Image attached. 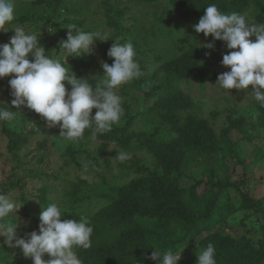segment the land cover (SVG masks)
<instances>
[{
	"label": "trees",
	"instance_id": "1",
	"mask_svg": "<svg viewBox=\"0 0 264 264\" xmlns=\"http://www.w3.org/2000/svg\"><path fill=\"white\" fill-rule=\"evenodd\" d=\"M128 1L130 4L126 0H99V8L84 10L78 0H16L19 6L15 18L6 25L7 32L0 31V44L10 41L16 27L36 34L45 30L48 35L42 36L40 43L46 54L61 59L66 67L69 65V74L72 71L94 86L98 80L95 76L104 75L98 59L113 63L107 56L113 40L130 41L144 74L122 85L118 93H130L126 87L131 85L141 94V98H132L143 102L132 111L129 101L122 99L123 114L110 131L97 132L93 138L94 130L86 129L76 141L59 137V126L48 128L47 122L26 104L12 108L14 119L0 121V144L5 142L0 163L10 167L0 177V192L11 197L21 192L19 199L30 203L26 196L27 178L44 182L46 177H53L69 182L71 189L65 194L62 220H79L83 216L94 229L92 246L76 249L82 264H157L151 258L153 248L161 253H178L192 243L196 252L213 244L216 264H264V194L256 197L244 189L249 184L248 165L264 161V106L256 104L257 109L240 110L238 102L226 96L225 101L232 105L222 110L217 106L206 108L204 101L194 99V82H190L202 80L204 85L200 87L204 88L207 80L216 77L202 60L201 48L196 44L201 36H191L188 49L172 54L166 61L158 48L164 30L166 41L173 45L174 35L186 42L183 22L199 21L210 3L225 13L235 11L263 21L264 0ZM162 2L167 6L159 11ZM153 6L158 9L155 20L137 27L138 9ZM166 13L174 18L171 27L167 26ZM71 24L84 31L101 32L109 40H97L92 54L68 57L66 61L63 52H59V43L66 40ZM49 27L55 32L50 33ZM137 28H141L140 33ZM213 42L215 47L226 45L214 38L209 41ZM27 59L31 61L33 57L29 55ZM11 78L0 79V102L9 105L4 107H11L13 99L8 84ZM64 83L70 90L71 86ZM95 112L93 109V115ZM222 118L225 126L217 128ZM95 140L101 143L92 150ZM112 141H118L121 148L110 150ZM60 143L64 144L63 158L73 163L77 171L89 174L94 169L111 170L113 156L117 173L109 178L99 175V181L80 175L68 181L60 172H47L44 167H49L51 148ZM246 143L251 145L248 164L241 154ZM123 149L144 155L134 154L118 162ZM238 165H243L244 175L233 179ZM49 193L45 186L37 190V211L27 216L30 233L38 232L39 207L50 203ZM14 222H18V228H25L24 220ZM2 243L0 237V248ZM6 256L0 253V259L9 262ZM19 257L20 254L15 258L17 264L22 262ZM196 261L190 254L178 264ZM23 262L29 264L27 260Z\"/></svg>",
	"mask_w": 264,
	"mask_h": 264
},
{
	"label": "clouds",
	"instance_id": "2",
	"mask_svg": "<svg viewBox=\"0 0 264 264\" xmlns=\"http://www.w3.org/2000/svg\"><path fill=\"white\" fill-rule=\"evenodd\" d=\"M15 8V0H0V31H8L6 25L14 20ZM193 28L197 34L211 35L214 41L225 42L230 50L221 61L230 71L220 74L216 85L223 90H247L251 86L255 101L264 106V24L251 23L239 12L225 13L210 3ZM67 29L66 40L59 43V52H63L66 61L68 57L92 54L97 40H109L101 32L84 31L76 24ZM48 31L54 33L55 29L49 27ZM253 36L254 41L250 39ZM113 41L107 52L113 63L101 61L104 75L93 86L72 71L69 74V65L66 67L61 59L46 54L40 36L16 27L10 41L0 44V79L12 77L8 84L13 97L11 107H4L8 104L0 102V121L13 120L12 108L26 104L47 122L48 128L59 126V137L66 141L82 138L86 129H93V135L110 131L123 114L122 98L117 94L120 87L144 74L134 45L130 41ZM214 46V42L204 45L208 49ZM29 55L33 57L31 61L27 59ZM64 82L71 86L70 90ZM93 109H96L95 115H92ZM118 158L128 157L122 152ZM20 208L18 201L0 192V237L4 238V244L20 249L33 264H82L76 249H89L94 231L86 217L62 220L65 214L62 206L52 202L41 207L38 232L32 231L21 238L17 234L18 222L13 219ZM153 249L151 258L157 264H178L181 259L182 251L161 253ZM45 254L49 257L47 260ZM215 255V247L209 243L198 251L196 264H216ZM0 264H5V260L0 259Z\"/></svg>",
	"mask_w": 264,
	"mask_h": 264
},
{
	"label": "rangeland",
	"instance_id": "3",
	"mask_svg": "<svg viewBox=\"0 0 264 264\" xmlns=\"http://www.w3.org/2000/svg\"><path fill=\"white\" fill-rule=\"evenodd\" d=\"M32 1V0H29ZM80 1V5L81 7L84 8V10H88L90 8H99L98 7V3L99 0H78ZM126 4H130L128 0H126L125 2ZM15 10L18 9L17 2L15 0ZM167 6L166 2H162L160 3L159 6V11H163L165 9V7ZM75 7L73 6V9ZM157 7H141L138 9V11L136 12L137 14V21H136V26L139 27L140 25H142V23H152L155 20V16H154V12L157 11ZM133 13V12H132ZM165 19L168 21L167 26L171 27L173 26L174 23V18L172 17L171 13H166L164 14ZM247 20L251 23H255V24H264V19L263 21H258L256 20L255 17H249L247 18ZM199 21L198 20H189V21H184L183 22V35L186 36L184 43H182V41L180 40V38L177 35H174L173 37H175V41L174 45L172 44V41L170 42V40L166 41L167 38L165 37V33L166 31L164 30L163 34H162V42H159V49L160 52L163 53L164 58L163 61H166L167 59H169L172 54L173 55H177L180 54L181 52L185 51L188 49L189 47V38L191 36H201V38L199 40H197L196 44L201 48L200 52L202 55V60L212 69V71L216 74V77L210 80H207L206 85L204 88L200 87V85H204V81L202 80H194L191 81L190 83L192 84V89H191V93L194 96V99H199L205 102V107H212V106H217L220 109L224 110V108H226L227 106H231L232 102L235 100L238 102L237 107L240 110H249L250 108H254L257 109L258 104L255 101L254 98V94L251 93V86H249V88L247 90H237V89H232V90H223L221 89L218 85H216L217 83V77L222 74L223 72L226 71H230V68H226L222 66V58L223 55L227 54L230 50L227 49L226 45H223L221 47H215L213 49H208L206 47H204V45L208 44L210 40L213 39V37L211 35L205 37V35L203 33H199L197 34L194 31L193 26L195 24H197ZM138 33L141 32V28H137ZM36 33V32H35ZM39 34H37V36L40 38L42 36L48 35L46 33L45 30H41L38 32ZM14 35V34H13ZM12 35V36H13ZM178 37V38H176ZM250 39H252L253 41L255 40V37H250ZM165 41V42H164ZM164 42V43H163ZM188 42V43H187ZM99 63L101 62L100 59ZM95 79H101L95 76ZM198 81V82H196ZM188 83V82H187ZM200 83V84H199ZM122 87V86H121ZM120 87V88H121ZM126 90H128L130 93L126 94V95H121L120 93H117L122 99L124 100H128L129 103L131 104V110L132 111H136L140 108L142 102H137L135 101L132 97L133 96H138L140 97V91H138L137 89H135L134 87H132L131 85L129 87H126ZM226 96H231L232 97V102H226L225 101V97ZM141 98V97H140ZM145 106H147V102L143 103ZM256 105V106H255ZM93 115V113H92ZM217 128L223 127L225 126V122L224 119L222 118L218 123H217ZM50 130V129H49ZM47 130V131H49ZM90 130V129H88ZM60 134V130L58 131ZM49 134H52L51 131H49ZM93 138H95V136L93 135ZM37 140V139H36ZM35 142V141H34ZM95 146L92 150H94L96 147L99 146V144L101 143V140H95ZM100 142V143H99ZM259 144H261V141H258ZM5 142H3V144H0V152H4L5 151ZM35 143H33L34 145ZM63 143L57 144L55 146H53L51 148V152L49 154V156L47 157V162L49 163V167H44V169L49 172V173H58L60 172L61 177H66L68 179V181L71 180H75L76 176L80 175L84 178H87L88 180H95V181H99V175H106L108 178L110 176V174L113 173H117V161L114 160L113 156H112V160H113V165L114 167L111 168V170L108 169H94L92 173L86 174V173H81L79 171H77V169H75V165L73 163H71L70 161L66 160L65 158H63V154H64V148H63ZM65 147V146H64ZM111 148H116L117 150H119L121 148L120 144H118V141H112L110 143V150ZM123 153H125L127 156H133L134 154H138L140 156H143L144 153L143 152H139V151H133L132 149H123ZM251 145L247 144L246 145H242V159L244 161H246V163L248 164L251 160ZM79 160H83L82 157H78ZM122 161V160H118ZM249 170L247 172V179L249 180V184L244 187V189L246 191H249L251 194L255 195L256 197L258 195H262L264 194V161L259 162L256 165L253 164H249L248 165ZM8 168H10L9 166L6 165H2L0 163V177H2V175L4 174V172L6 170H8ZM5 175V174H4ZM244 175V167L243 165H238L235 169V173L233 174V179H241ZM27 187H26V196L30 201V203H24V201L20 200L19 197L21 196V192H15L13 193L14 196H12L11 198H13L14 200L19 202L20 205V209L15 213L14 216V220L15 221H20V220H24L23 224H25V228L21 229L18 228L17 229V234L19 237L24 238L26 237V234H29L31 230L29 227V223L30 220L29 218H27L28 213L30 214H34L33 212L37 211V203H38V199H37V190L39 188H41L42 186H45L48 188L49 190V201L50 203L52 202H58L62 208L64 206V202L66 201L65 198V194L68 190L71 189L70 183L66 182L65 180H55L53 179V177H46L44 179V182L40 181V180H31L30 178H27ZM44 207V206H42ZM39 211L41 212V207H39ZM39 213V212H38ZM221 230L224 229L226 231H228L227 227H221ZM32 232V231H31ZM196 245L194 243H192L190 246L186 247L185 250L183 252H181V258H184L190 254H193L197 259H198V252L195 251ZM0 253H3V256H6L10 259V261L8 262V260L6 259L5 264H17L15 262V258L17 255L20 254L21 257H19V259L22 261L20 264H24L23 261L27 260L29 264H33V261L30 258H25L23 256V253L20 249H12L9 248L6 244H4V238H3V243H2V249L0 250ZM9 255V256H8ZM49 257L47 256V254H45L44 259L47 260ZM17 259V258H16Z\"/></svg>",
	"mask_w": 264,
	"mask_h": 264
}]
</instances>
